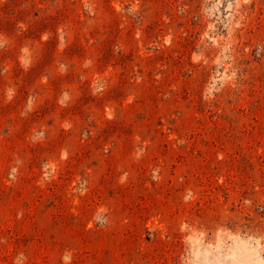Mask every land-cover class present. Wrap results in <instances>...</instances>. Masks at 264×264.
Listing matches in <instances>:
<instances>
[{
	"label": "rangeland",
	"instance_id": "1",
	"mask_svg": "<svg viewBox=\"0 0 264 264\" xmlns=\"http://www.w3.org/2000/svg\"><path fill=\"white\" fill-rule=\"evenodd\" d=\"M0 264H264V0H0Z\"/></svg>",
	"mask_w": 264,
	"mask_h": 264
}]
</instances>
